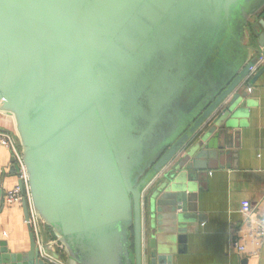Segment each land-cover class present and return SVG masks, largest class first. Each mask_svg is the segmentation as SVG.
<instances>
[{"label":"water","instance_id":"1","mask_svg":"<svg viewBox=\"0 0 264 264\" xmlns=\"http://www.w3.org/2000/svg\"><path fill=\"white\" fill-rule=\"evenodd\" d=\"M253 40L264 49V0H0V112L35 214L74 264H144L143 217L146 264H171L198 173L235 155L243 93L225 102ZM28 229L22 264H51ZM20 262L0 242V264Z\"/></svg>","mask_w":264,"mask_h":264},{"label":"crops","instance_id":"2","mask_svg":"<svg viewBox=\"0 0 264 264\" xmlns=\"http://www.w3.org/2000/svg\"><path fill=\"white\" fill-rule=\"evenodd\" d=\"M250 45L255 50L249 57L257 60L262 48L255 40ZM250 83L248 86L244 80L225 102L227 104L236 94L243 93L241 100L231 108L236 137L232 153L235 155L224 159L220 166L217 163L215 168L198 173L202 177L194 184L197 196L194 202L197 210L195 220L180 236L182 241L178 247L182 250L173 256L171 264H264V244L256 256L238 255L232 247L234 230L245 224L240 212L243 202L251 204L254 219L264 221V71ZM0 129L14 132L13 119L1 112ZM17 174L11 152L0 145V242L7 244L9 254L20 256L22 264L30 250V232L23 205L8 206L4 200L6 192L19 184ZM154 179L149 191L158 187L162 180L160 176ZM148 192L143 199L145 205ZM143 222L146 264L149 253L147 218L143 217ZM43 240L48 255L60 264H74L67 249L44 228ZM131 258L135 260L134 254ZM117 264L125 262L122 260Z\"/></svg>","mask_w":264,"mask_h":264},{"label":"built area","instance_id":"3","mask_svg":"<svg viewBox=\"0 0 264 264\" xmlns=\"http://www.w3.org/2000/svg\"><path fill=\"white\" fill-rule=\"evenodd\" d=\"M263 67L264 49L259 52L256 64L250 68L249 74L245 78V82L250 83L254 76ZM248 89L250 91L251 87ZM0 145L11 152L17 168L19 183L22 184V187L18 184L16 187L6 192L4 199L5 203L8 206H22L24 202H27L29 208V218L26 220V224L32 228L36 247L39 251V257L51 264H60L55 258L45 252L43 226L33 209L28 181L29 178L23 160L21 146L16 134L13 131L0 129ZM154 180L145 187L143 195H146V193L150 190ZM240 212L245 219V224L234 230L235 237L232 241L233 251L238 255H259L261 246L264 244V221L254 219L252 217V208L249 202L242 203Z\"/></svg>","mask_w":264,"mask_h":264},{"label":"rangeland","instance_id":"4","mask_svg":"<svg viewBox=\"0 0 264 264\" xmlns=\"http://www.w3.org/2000/svg\"><path fill=\"white\" fill-rule=\"evenodd\" d=\"M124 262H125V260H124ZM125 264H126V262H125Z\"/></svg>","mask_w":264,"mask_h":264}]
</instances>
